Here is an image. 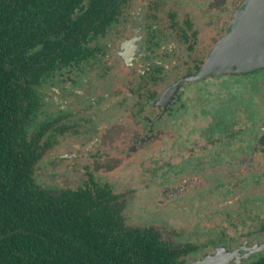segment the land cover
Masks as SVG:
<instances>
[{"label":"flooded vegetation","instance_id":"af4514ba","mask_svg":"<svg viewBox=\"0 0 264 264\" xmlns=\"http://www.w3.org/2000/svg\"><path fill=\"white\" fill-rule=\"evenodd\" d=\"M242 2L127 0L109 28L101 59L76 58L40 89L52 81L78 84L71 76H87L89 85L81 92L87 102L82 107L65 101L52 109L41 93L45 114L58 121H47L46 137L38 141L37 185L53 193L109 192L122 205L126 227L152 228L161 241L186 247L182 264L203 263L220 248L238 251L227 264H250L264 255V68L196 79ZM90 73L105 86L100 95L93 93ZM53 131L55 140L48 138ZM131 166L141 180L154 176L157 187L123 192V184L136 179V170L123 174ZM55 178L63 180L57 184ZM164 184L219 210V225L201 242L199 235L161 225L171 218L161 213L163 206L184 199L165 195L166 204H154ZM140 194L155 216L146 217L149 224L130 226L125 213Z\"/></svg>","mask_w":264,"mask_h":264},{"label":"trees","instance_id":"16d2710c","mask_svg":"<svg viewBox=\"0 0 264 264\" xmlns=\"http://www.w3.org/2000/svg\"><path fill=\"white\" fill-rule=\"evenodd\" d=\"M126 1L0 0V264L184 263L186 247L126 227L109 192L53 193L33 178L45 125L58 121L45 114L40 89L76 58L105 54Z\"/></svg>","mask_w":264,"mask_h":264},{"label":"rangeland","instance_id":"374dc122","mask_svg":"<svg viewBox=\"0 0 264 264\" xmlns=\"http://www.w3.org/2000/svg\"><path fill=\"white\" fill-rule=\"evenodd\" d=\"M163 63H167L166 65H170L167 61H162ZM95 73H90L88 75V80L92 82L93 86L95 87V91L93 93H97L100 95L103 93L104 87L103 85H99L97 83V80H94ZM87 77V76H86ZM85 76L77 78L75 76H71V78L77 82L78 84H73L69 81H66L64 85H60V83H57L58 81H52L55 83V85H46L42 89V95L44 96L45 101L52 107V109H58L60 105H63L65 101H71L72 104H69L67 107L70 105L74 106L78 105L80 107L84 106L87 102L85 101L84 97L82 96L81 92H85V88H88V82H85L86 80ZM65 78V77H64ZM66 90H64L63 88ZM164 86L159 87L158 89L160 91L163 90ZM62 91H67L68 94L65 96L60 95ZM109 99V97H108ZM108 103V102H104ZM57 112V111H56ZM137 169V166H131L130 168L124 170L123 174H126L129 171H134ZM41 173V172H40ZM61 174L60 172H58ZM133 176V175H132ZM134 176H136V179L132 180L131 183L126 184L124 183L122 186V191L123 192H129L130 188L135 189L137 192L141 193L144 191L145 185H150L152 187H157V179L154 178V176H147L146 178H142L143 181H147V184H143L141 178H138V170L134 171ZM63 180V178H55L53 181L55 183H60ZM53 183V182H52ZM181 184V183H180ZM179 183L177 185H180ZM166 185L164 184L161 189H163V192L161 191V196L160 198L156 199L153 201L154 204H156L158 201H160L162 204H166L168 200L165 199V195H170V200H173L174 198H180L181 196H184V199L181 200L180 203H177L176 206H171V205H166L163 206V209L161 210V213L168 212L167 215L170 216V220L168 221H163L161 220L160 223L162 226H171L175 229H180L182 232H187L189 234H192L194 236L199 235L196 237L200 242L209 233V230L212 229L215 225H219V222L221 221V217L219 216L217 209H212V208H205L206 204H199L197 201L198 199L195 197L193 199H187V193H184L185 191H182V189H179V193H177L175 190L172 192V186H168L165 188ZM133 191V190H132ZM257 189H254L253 192L248 193L249 197H252L256 194ZM143 200L141 199V194L138 197V199L135 200V203L129 204L128 209L126 210L125 213V219L128 222L130 226L133 225H142L144 223L149 224L151 221L148 219L146 220V217L150 216H155L153 210H146L147 207L142 203ZM260 203L263 205L264 200H261ZM211 206L212 203L210 202L208 206ZM264 206V205H263ZM233 207L226 208V210L232 209ZM146 220V221H145Z\"/></svg>","mask_w":264,"mask_h":264},{"label":"water","instance_id":"95a60500","mask_svg":"<svg viewBox=\"0 0 264 264\" xmlns=\"http://www.w3.org/2000/svg\"><path fill=\"white\" fill-rule=\"evenodd\" d=\"M264 68V0H243L229 30L209 54L196 79ZM253 251V250H252ZM225 248L199 264H227L236 256Z\"/></svg>","mask_w":264,"mask_h":264}]
</instances>
